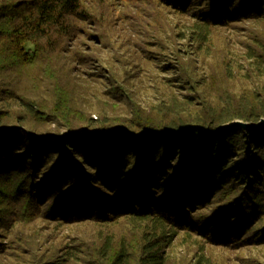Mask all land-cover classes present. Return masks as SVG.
<instances>
[{
    "label": "trees",
    "instance_id": "16d2710c",
    "mask_svg": "<svg viewBox=\"0 0 264 264\" xmlns=\"http://www.w3.org/2000/svg\"><path fill=\"white\" fill-rule=\"evenodd\" d=\"M147 2L181 27L154 12L156 54L134 40L131 57L175 73L142 103L111 70L90 72L111 33L82 0H0V264H175L181 232L264 243V131L221 128L264 117V0ZM226 29L244 38L225 40L237 56L223 73L238 82L219 84L196 61ZM99 75L108 100L93 120L86 84ZM37 218L75 229L6 240Z\"/></svg>",
    "mask_w": 264,
    "mask_h": 264
},
{
    "label": "rangeland",
    "instance_id": "374dc122",
    "mask_svg": "<svg viewBox=\"0 0 264 264\" xmlns=\"http://www.w3.org/2000/svg\"><path fill=\"white\" fill-rule=\"evenodd\" d=\"M82 4L84 7L89 10L91 9L99 15L100 19L104 23H107L106 30L111 33L109 42L100 46L98 49L100 62L91 65L89 68L90 72L100 70L102 72L101 74H107L106 71L109 69L115 74L116 79L128 81V85H131L129 88L133 90L135 99L142 103L155 100L158 95L154 88L158 89L163 83L171 84L165 78L175 73L172 71H163L155 65L156 63L152 58L148 60L149 64H145L143 60L138 61L135 57H131L133 52H137V46L134 40L146 45L149 51L152 50L156 54L157 48L155 45L158 42L157 33L153 31L152 26H149L155 23V19L152 18L153 13L155 12V16L158 19H162L163 21L167 19L171 22L169 23L172 26L175 25L178 28L181 27V22L170 16L169 18H163L160 14H157L159 8L155 5L151 7L147 0H82ZM236 32L237 34L227 29L217 30L212 39L213 54L211 55L210 50L205 58H203V62L200 59L199 62L196 61V65L199 68L198 74L207 78L210 71L212 81L218 82L219 84H223L224 81L226 83L230 81L238 82L236 72L235 75L233 74L234 77H226L224 75L223 67L225 62L222 63V60H225L227 57L229 63H231L230 58L237 56V50H234V47L231 48L232 50L230 49L231 52H229V49H224V42L228 38H232L234 43L236 42V36L237 38H244L242 31L236 30ZM226 51L228 54H226ZM139 53L141 52L139 51ZM150 56L153 55L151 54ZM159 56L161 57L160 60L165 58L163 55ZM165 63L167 61L163 63L161 61L160 64ZM230 67L232 68L231 65ZM123 74L125 75L123 76ZM89 83L91 85L86 84L88 86L86 100L92 108L90 111L92 112L91 116L94 120L98 106L97 101L101 100L102 102L108 100L105 98L104 91L109 86V82L99 75L96 81L91 80ZM16 229L18 230L16 231ZM74 229L75 226L73 224H68L63 221H45L44 219L37 218L27 226H16L12 232L7 234L6 240L9 241L14 234L17 235L20 230H23L27 233L36 232L40 236H50L53 240L57 241L72 233ZM198 238L194 234L187 236L185 232L179 233L172 248L169 250L171 261L175 264H196L200 253H203L204 257L201 259V263L264 264V243H245L242 247H236V245L217 246L204 244ZM5 246L7 250H11L10 248L14 247L13 243L10 242L5 244ZM15 250L16 248L13 251ZM7 257L11 260L14 259L13 253L10 252L7 254Z\"/></svg>",
    "mask_w": 264,
    "mask_h": 264
},
{
    "label": "water",
    "instance_id": "95a60500",
    "mask_svg": "<svg viewBox=\"0 0 264 264\" xmlns=\"http://www.w3.org/2000/svg\"><path fill=\"white\" fill-rule=\"evenodd\" d=\"M223 129L241 128L243 130H251L256 133L264 131V117L260 118L257 122H245L242 120H234L228 124L221 126Z\"/></svg>",
    "mask_w": 264,
    "mask_h": 264
}]
</instances>
